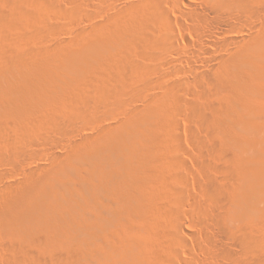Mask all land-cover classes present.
Returning a JSON list of instances; mask_svg holds the SVG:
<instances>
[{
	"label": "rangeland",
	"instance_id": "1",
	"mask_svg": "<svg viewBox=\"0 0 264 264\" xmlns=\"http://www.w3.org/2000/svg\"><path fill=\"white\" fill-rule=\"evenodd\" d=\"M4 1L8 3L5 5L10 10L13 0ZM50 1L51 0H38V6L40 7V10H42L41 12H43V17L41 15L39 17L38 14L37 18L36 12L32 15V20H30L33 24L29 23L30 25L28 24V27H23V25H21L22 27L19 26L21 27V30L18 27L16 30L11 32L12 34H10L13 37L18 36L19 38H22H20V48L22 51L26 52L27 66L22 71L23 78L20 77V79H23L21 81L23 85L26 82L25 86L22 85V89L20 88V90H16L17 93L10 92L11 94H9V92H5L2 89L3 87L0 85V104L2 103L6 105L7 102L12 100L10 103H8L9 105L11 102H15L14 100H16V102L18 101L17 106L15 105L16 107L14 108L16 109L14 111L15 113H13L11 110V114L7 112L9 113V115L7 114L8 117L6 116L1 118L0 125L5 131L7 129L9 132H7V134L10 135V137L8 136V140H4L9 142L13 139L11 136H13V133L16 132L15 124H13L15 123V119L17 118L21 121L26 115V106L21 98H25V100L34 99L36 102H42L43 100L48 101L50 98L49 101H51V98H53L55 95L64 94L65 96L66 94L67 96V92L69 91L75 94L81 91L80 94H84V98L88 100L82 99L84 101H78L77 104L79 105L74 103L67 104L63 109L62 113L64 114L65 112L64 115L73 118V123H76H68L66 124L67 126L64 125L65 132L61 134L62 136L58 134L52 135L51 137L58 136L56 138L54 137L55 139L54 141L52 140L53 142H45L43 139H38L42 136L40 133V137L37 138L38 140H34L36 142L32 141L34 142L33 144L29 143V147L27 144H25V146H27V148H24L25 151L27 149L25 155L26 158H22L23 160L20 159V162L18 163L13 162V164L10 161L7 162L10 160L9 154V156L6 155V158H3L4 161H0L1 163L4 162L0 164V215L4 212V214L0 216V219L2 220H0V264H27L25 259L22 257V250H24L23 248L25 246L27 253L31 251L33 254L35 251L34 254L37 253L40 255L42 253L44 257L48 255L45 252H48L50 249L61 250L70 257L69 262L71 263L68 262V264H80V259L85 257L84 255H86V257L83 264H105L102 254L100 255L101 250L105 249L106 247L108 248L115 241H118L117 243H119L114 244L118 246L116 251H119H115V254L116 257L119 254L117 259L120 263L148 264L149 258L144 252V235L149 230H151V227H154L155 206L161 203V198L159 194L160 185L158 186L157 183L159 181L154 180H158V178L155 177L157 170L154 168L156 166L154 167L152 163H149V165L145 164L144 159L151 157L153 154L152 150L154 147L151 149L152 146H154V140L152 138L153 132L164 131L167 128L166 125H168L167 121L169 117L174 115L175 118L178 116L176 119L178 122V127H175L177 131H174L177 132V135H179L177 138H179L177 139L175 137L176 140L174 138L172 142L178 145H175V147H179V151H176L177 153H175V155H178V160H180L178 163L180 164L177 168L174 165V168L176 169L174 170L175 175H177L179 178L176 177V179L171 181L173 182V185L175 184L174 187L177 190L173 191L174 193H177V198L180 197V199H177L179 201H176V203H172L175 208L174 211H179L178 213L182 224L181 227L184 232L178 230V234L177 229L175 232V227H170L172 231L174 229V235H177V237L180 239L179 243H174L176 248L174 250H176L175 253L178 258L176 257L177 260H174L175 262L172 261L171 264H224V262L225 264H232V262H228L223 258V256H221L222 254L220 251L224 249V246L227 248L231 247L232 249L230 248V250L232 251L236 249L234 251L235 255L237 256L238 254V258L240 259H246L247 256H245L243 251H240V247L234 245L232 246V242L230 240L216 237L214 231L215 229H213L214 226L212 225V227L210 226L211 223H208V220L210 219L209 214L214 211L216 212V210L211 209L208 203V196L204 190V184L207 180L208 174H206L207 176L205 175V171L201 170V166H203L205 160H209V164H213L212 161L214 160L209 159V157L207 159L205 156L204 158L201 156V158L205 160L200 161L201 158L198 159V157H200L198 154L200 153L195 150V140L189 130L191 123L188 119L190 112H188L189 106H187V104L189 105V101L193 102L195 98V102L201 100L199 103H203L204 99L206 100V98H204L205 95L203 92L207 86H205V83L201 80L203 79L202 75L208 70L209 65L215 63L217 55L220 54L219 51H221V53L224 52L221 50L223 48L220 49V46L225 38L231 37L239 39L240 37H244V34L247 31L253 32V19L238 17L236 20V30H230L227 22L232 20V16L223 13L215 14L211 12L208 9L209 0H185V3H188L191 6L179 2L178 0H156V2H154L155 0H142V2L141 0ZM148 1H151V4L153 2V5H151ZM2 2L3 0H0V4H2ZM46 3L49 7L46 5ZM154 4H156L160 9ZM146 5L149 9L146 7ZM150 5L154 8H152ZM46 7L49 9H45ZM55 7L57 9L56 12ZM151 8H156L157 10H153L152 12ZM142 9L147 12L149 11L150 14L153 13V15H151V20L146 26L147 32H149V34L146 33L147 36L149 38L155 37V40H159L156 42H160V40H162L160 37L164 38V36H166L163 39L164 41L162 40L161 43H159L160 45H157L158 43L156 44L154 40L152 41V44H155L158 48L151 44L152 47H149V45L147 46V49L146 47H142L139 43H133L134 45L126 43L125 41H122L124 39L115 41L111 45V51L114 55V61L117 67L115 66L111 72L109 70V73L107 71L108 74L106 75L105 73L100 75H91V61L101 50L105 49L106 47L103 31H105V29L114 31V29L117 27H125L129 19ZM64 12L67 14L65 13V15ZM122 16L123 18H120ZM155 16L157 17L156 19L154 18ZM39 18L40 20L46 19V21H42L43 23L45 22V26H48L47 28H41L42 21L39 23ZM22 29L25 32H23ZM150 33H153V36ZM168 37H170V39L166 43ZM153 38L150 40H153ZM174 39L177 41H173ZM10 44L13 48L12 43L9 42V45ZM139 45L142 50L138 49L140 48ZM11 46L9 47L11 48ZM129 46L130 49L133 46V49H135L134 52L132 49V51H129ZM153 46L155 48H153ZM161 46L163 48L165 46L167 51H162L161 53V50H158L161 49ZM255 47L256 50L259 51H257L259 54L264 55V40L257 43ZM12 48L10 51L7 49V53L3 52L4 54H0V70L3 69L4 66L13 59V56L16 55V51H13ZM42 48H44V50ZM143 48L145 50L150 48L149 51L151 53L149 52V54L148 51L145 52ZM36 49L37 51L41 49L40 53L43 55L40 54L39 51L36 52ZM163 50H165V48ZM125 51L126 53H124ZM135 51L137 53L139 51L138 54L140 55L138 56ZM141 52L144 54V57L142 56L143 59L141 58ZM159 52L161 54L166 52L165 55L163 54L164 58L158 54ZM128 53L129 56H125V54L128 55ZM34 54L36 55L34 58H36L32 59ZM134 54L136 57H139L137 58L139 62L141 60V62H146L145 68L147 66V71H143L139 75L138 71H136L137 74L134 75V68H130L133 67L135 63H137L134 60L136 59ZM122 55L124 57H122ZM145 55H147L148 58ZM149 55H152L153 57ZM3 56L5 57L3 58ZM130 56H132V58ZM127 57H130L133 60L129 59L131 60L129 61ZM121 58H125V61ZM117 59L118 62L116 61ZM158 59L160 60L159 63H157ZM161 59H164V61ZM119 61L122 65H120ZM128 62L131 63L127 64ZM141 62L138 64L140 66H142L141 64L144 65V63ZM117 68L120 69V71L118 70L120 74L116 72ZM130 69L131 71L134 70L132 71L134 72V78L133 76L131 77L132 72H130ZM115 74H117L116 76L119 79H115ZM105 76H107V78L109 77L112 87L113 85H117L116 83H118V81L121 83L116 87H113L115 91L118 89L121 90H118V94L117 92L115 93L116 95L111 94L112 96L109 98L114 99H110L111 107H109L110 110L107 109V107V111L106 109L99 107V104L95 102L96 100L94 96V92L97 91L96 85L102 82V78ZM111 76L113 78H110ZM138 77L141 79L139 80ZM196 77L200 78L197 79ZM95 78L97 81H95ZM114 79L115 81L112 82ZM98 80H100V82ZM122 82H127L124 87H122L124 84H122ZM91 84L92 86H90ZM186 101H188V103H185ZM86 103L89 104L87 105ZM184 103L186 104L185 106H183ZM72 105L77 106L74 107ZM174 110L176 112H181L176 113ZM201 128L202 129H198L200 132H203L205 127ZM5 138L7 139V135ZM28 142L30 141H27V143ZM128 144L129 147H127ZM32 147L34 148L32 149ZM8 148L9 150L6 154L10 153V147ZM119 148H124V151L127 150L133 156L130 172L125 173L122 171L123 174L119 179H117L115 176L106 177L108 180L105 179V176H102L99 179L103 184H107V181L111 184L114 183V185L119 184V186L115 185L120 188V190L118 189V192L116 193H119V196L116 195V197L106 194L96 197L88 190L72 194L69 196V204L67 207L68 211L66 214L67 216L65 215L66 222L57 223L50 232H44L41 235L37 233L35 227L36 225H34L35 223H31L27 227L23 228V226L19 225L18 222L12 220L10 217L12 216V213L17 210L19 203L22 200H26L33 195L39 194V190L41 188L40 180L47 174L51 177V182L54 183L56 187L60 185L61 181L70 178H74L73 182H71L73 184L71 185L77 184L75 187H78L79 181L77 178H75L77 172L80 174L85 173L86 169L90 165L102 160L108 155L114 154L115 150H118ZM55 155L57 156L56 159ZM76 155H78V158L75 159L74 164L71 165V158L76 157ZM156 155L158 158L162 157V152L157 150L154 156ZM53 156L54 159H50L51 157L53 158ZM5 159H7V161ZM39 160L41 161L39 162ZM178 163L176 165H178ZM46 167L48 168L46 169ZM160 170L161 168H159V172ZM165 171L161 173L163 174ZM154 172L155 175H153ZM159 172L157 173L160 174ZM176 172L179 175L176 174ZM128 193L133 195L135 198V201L133 202L134 206L130 205L127 201L126 195ZM96 215L103 218L104 223L103 226H100L96 229L95 235L90 238L88 234L86 236V229L88 232V229L91 226L88 225L90 223V219H94ZM8 218H11L9 220L10 222H8ZM204 223H208L210 225L207 224L208 226H206ZM85 225H87V228ZM128 226H133V231H127ZM120 234H124L122 238L123 242L121 243V249H123V251L120 250L119 246ZM133 237L136 238L135 242L132 240ZM36 239L38 241H36ZM40 239L42 242L39 241ZM14 245L15 247H13ZM19 251L21 252L20 254ZM47 257L50 259L49 256ZM49 259L47 262L50 261Z\"/></svg>",
	"mask_w": 264,
	"mask_h": 264
},
{
	"label": "bare ground",
	"instance_id": "2",
	"mask_svg": "<svg viewBox=\"0 0 264 264\" xmlns=\"http://www.w3.org/2000/svg\"><path fill=\"white\" fill-rule=\"evenodd\" d=\"M51 1H53V0H51ZM178 1L185 3V0H178ZM141 2H142V0H141ZM148 2L151 4V1H148ZM154 2H156V0ZM6 3L7 2H5L3 0L2 4H0V54H4L3 52H6V51L8 52L7 49H9V51L11 50L12 46H11V44L9 45V42H10L13 45L12 50L16 51L15 52L16 55L14 53L15 56H13V59L10 60L4 66L3 69L0 70V85H1V87H3L2 89L5 92H9V94H11L12 92L17 93L16 90H20V88L22 89V87H21L23 85L21 82L23 80L22 79L23 78L22 71L27 66V59H26V52L22 51V49L20 48L22 38L20 37L21 38L20 39L18 36L13 37L10 34H12L11 32L16 30L21 25H23V27H28L29 23L33 24L30 21V20H32L31 19L32 15L37 12L36 16L39 14L38 16L40 17V15L42 16L43 12H41L42 10H40V7L38 6L39 5L38 0H13L11 3V6H10V8H11L10 10L6 6L8 3L7 4ZM47 3H46V5H47ZM49 4H51V3H49ZM185 4L188 6H191L188 3H185ZM151 5H153V2ZM154 5H156V4H154ZM8 7H9V5H8ZM146 7H147V5H146ZM135 8H137V7H135ZM135 8H134V10H135ZM152 8H154V7H152ZM152 8H151L152 12H153V10H157L156 8L155 9H152ZM45 9H49V8L46 7ZM59 9H60V7H59ZM208 9L215 14L223 13V14H228V15L232 16V20L227 22V25H228L230 30H236V28H237L236 20L238 19V17H244L246 19L247 18L253 19L254 25L252 27L253 32L247 31L244 34V37H240L239 39L227 37L222 41L220 49L223 48L221 50L224 52L221 53V51H219L220 54H218V55L216 54L217 57L215 55V57H216V59H215L216 61L214 60L215 63H213L212 65H209L208 70L205 71V73L203 72L204 73L203 75L201 74L203 77V79H201V80L205 83V86H207V88H208V89L205 88V91L203 92L205 95L204 98H206V100L204 99V102L202 101L203 103H199L201 100L200 101L198 100L197 102H195V100H196V98H195V100H193V102L189 101L190 102L189 105L187 104V106H189L188 112H190L188 115V119H189V122L191 123L190 126L189 125L188 126L190 127L189 130H190V132L193 135L194 140H195V145H194L196 147L195 150H197V152L200 153V154L197 153L200 156V157H198V159H200L201 156H203V158L205 156V157H207V159L209 157V159H213L215 161V164H214V161H212L213 164H209V160H205L203 158H201V160H200V161L205 160V162L206 161L208 162V164H207V162H206V164L204 162L205 165L202 163L203 166H201L202 167L201 170L205 171V175L208 174L207 180L204 184V190L208 196V201H209L208 203H209L211 209L216 210V212L214 211V212H211V214H209L210 219L208 220V223H211V225L208 223L207 224L210 226H212V225L214 226L213 229H215L214 231H215L216 237H218L220 239L223 238V239L230 240L232 242L231 243L232 246L234 245V246L240 247L242 249V250L240 249V251H243L245 256L249 257V258L246 257V259L244 258V260H243V258L240 259V258H238V254H237V256L235 255L234 251L236 249L234 250V248H236V247H234L233 248L234 251H232V250H230L231 247L227 248L224 246L223 247L224 249H222L220 251V253L222 255L220 253L219 254L221 256H223V258L226 259L228 262H232V264H262V263H264V55L259 54L258 53L259 51L256 50L255 46L257 43L264 40V0H209ZM56 10L57 9L55 7V12H56ZM62 12H63V10H62ZM67 12H68V10H67ZM154 12H158V11H154ZM65 13L66 12H64V14ZM125 13H127V12H125ZM149 14H150L149 11L147 12L143 9L139 10L136 13V15L132 16L129 19V21L125 25V27H122V28L117 27L114 29V31L107 30V29H105V31H103V36L105 38L106 47H105V49L101 50L94 57V59L91 61V63H90L91 75H100V74H104V73L106 75L109 73V70L111 72V70L113 68H115L116 63L114 61V55L111 51V45L115 41H119L121 39H124L122 41H125L126 43H129V44H133V43L138 44L139 43V44H141L142 47H146V49L148 48L147 46H149V45H150L149 47H152L151 44H152V41L155 40L154 39L155 37L154 38L151 37V38H153V40H150L151 38H149L146 34V33L149 34V32H147L146 26H147V23L151 20V18H152L151 15H153V13L150 15ZM155 14H157V13H155ZM162 14H163V12H162ZM65 15H63V16H65ZM73 15H75V14H73ZM132 15H133V13H132ZM38 16H37V18H38ZM55 16H56V14H55ZM156 16L154 17L155 19L157 18ZM47 18H48V15H47ZM120 18H123V16ZM42 20L46 21V19H42ZM42 20H40V18H39V23ZM160 20H161V18H160ZM165 21H166V19H165ZM36 23H38V22H36ZM41 23H42L41 24L42 29H45L44 27H46V28L48 27V26H45V22L43 23V21H42ZM151 23H152V21H151ZM115 25H117V24H115ZM21 27H19L20 30H21ZM158 27H159V25H158ZM111 29H112V27H111ZM22 31H23V29H22ZM23 32H25V31H23ZM45 33H46V31H45ZM25 34H27V33H25ZM150 34H152V36H153V33H150ZM34 37H36V36H34ZM165 37L166 36H164V38ZM23 38H24V36H23ZM160 38H162V40L164 39L163 37H160ZM169 39H170V37H168L166 43L169 41ZM28 40H26V41H28ZM162 40H160V42H156V41H159L156 39L155 42H156V44L158 43L157 45H160L159 43H161ZM173 41L176 42L177 40L174 39ZM152 45H155V44H152ZM9 46H11V48ZM32 46H34V45H32ZM162 46L160 47L161 49H158V50H161V53H162V51H167L166 47H165L166 45L164 46L165 50H163L164 48ZM39 47H40V45H39ZM136 47H137V45H136ZM139 47H140V45H139ZM153 48H155V47L153 46ZM153 48H151V49H153ZM156 48H158V47L156 46ZM34 49H35V47H34ZM42 49L44 50V48H42ZM126 49H128V48H126ZM131 49L134 52L135 49H133V46ZM131 49L129 46V51ZM138 49L142 50L141 47ZM149 49L145 50L143 48V50H145V52L148 51V53L150 52ZM40 50H38L39 53H40ZM38 51L36 49V52H38ZM126 51L124 53H126ZM28 52H30V51H28ZM10 53H13V52H10ZM135 53H137V52L135 51ZM138 53H139V51H138ZM152 53H153V50H152ZM161 53L159 52L158 54L163 57L166 52L163 53L164 55ZM36 54H38V53H36ZM40 54H42V53H40ZM141 54H142V52H141ZM158 54H156V55H158ZM139 55L140 54H138V56ZM143 55L144 54L141 55L142 59L144 57ZM152 55H149V56H152ZM5 56H7V55H5ZM5 56H3V58ZM29 56H30V54H29ZM34 56H36V55L34 54L33 57L31 56L32 59L34 58ZM125 56H129V53H128V55L125 54ZM134 56H135V54H134ZM138 56L137 57L135 56V58L136 59L139 58ZM145 56L147 57V55H145ZM118 57H120V56H118ZM122 57H124V56L122 55ZM130 57L132 58V56H130ZM130 57L129 58L127 57V59L128 60L131 59ZM146 57H145V59H146ZM27 58H29V57H27ZM158 58H159V56H158ZM121 59H123V58H121ZM136 59H134V60L137 63L133 62V63H135L133 65V67H130V65H132V64H130L129 67L131 69L134 68V70H135L134 75L137 74L136 71L139 72L138 73V75H139L143 71H147L146 70L147 66L145 68L146 62L145 63L141 62L142 61L141 60L140 62L144 63V65L141 64L144 67L143 68L142 66H140L138 64V63H140L139 60L137 59L138 60L137 61ZM123 60H122V62H123ZM131 60H133V59H131ZM131 60H129V61H131ZM116 61L118 62V59ZM156 61H157V59H156ZM159 61L160 60L158 59L157 63H159ZM162 61H164V59ZM129 63H131V62H128L127 64H129ZM118 65H119V63H118ZM120 65H122L121 62H120ZM123 69H124V67H123ZM131 69H130V72L134 71V70L131 71ZM118 70L120 71V69L117 68L116 72H118ZM107 71H108V73H107ZM133 73L134 72L131 73L132 74L131 77L133 76V78H134ZM112 74H114V73H112ZM117 74L114 75L115 79H119L116 76ZM146 76H148V75H146ZM20 77H22V78L20 79ZM97 77H99V76H97ZM200 77H196V78L198 79ZM110 78H113V77L111 76ZM98 79H100V78H98ZM102 79H103V81L100 82V80H98L100 83L96 85L97 91L94 92L95 93L94 96H95L96 101L95 100L94 101L96 103H98L99 107H102V109L103 108L106 109L107 107H108L107 109H109V107H111L110 101L112 99H114V98L111 99L109 97L112 96L111 94L114 95L118 90H121V89H118L115 91L113 89V87H116L118 84H121V83L117 80L118 83H116L117 81L115 82L117 85H113V87H112L111 86L112 83L110 84L109 77L107 78V76H105ZM115 79L112 80V82L115 81ZM140 79L141 78H139V80ZM95 81H97V79ZM137 82H138V80H137ZM25 83L23 86H25ZM123 83L124 82H122V84ZM126 83L127 82H125L122 85V87H124V85ZM129 85H130V83H129ZM196 85H197V83H196ZM90 86H92V84ZM93 86H95V85H93ZM181 86H183V85H181ZM23 88H25V87H23ZM84 89H85V87H84ZM115 89H117V88H115ZM178 89H179V87H178ZM76 90H77V88H76ZM176 90H177V88H176ZM78 91H80V90H78ZM86 91H87V88H86ZM80 92L75 94V93L69 91V92H67V94H68L67 96L65 94L66 97L64 96V94H58V95H55L53 98H51V101H49L50 100V98H49L48 101L43 100L42 102H36V101H34V99L25 100V98H21V100L23 101V103L26 106V109H25L26 115L24 116V118L21 121L16 118L18 120V122H17V120L15 119V123H13V124H15L16 132L13 131L14 137L11 136V138H13L11 141H9V142L5 141V140H8V136L10 137V135L7 134V132H8L7 129L5 131L2 128V126L0 125V161H2V160L4 161L3 158L4 157L6 158V155L9 156V154H10V156H9L10 160H8V161H7V159H5V160L7 162L10 161L12 163L13 162L18 163V162H20V159L26 158L25 155H26L27 149L25 151L24 148H27V146H25V144H27L29 147L30 144H33L34 142H36L34 140L37 139L38 137H40V135H39L40 133L42 136L40 138H38L39 140L43 139V141H45V142L46 141L50 142L52 140L54 141V139L58 135H61L62 133L65 132L64 127L67 126L66 124H68V123L69 124H75L76 122L73 123L74 122L73 118L65 116L64 115L65 112H64V114L62 112H63V109L66 107L67 104H71V103L77 104L78 101H80L82 99H86V98H84V94H80ZM174 92H175V90H174ZM117 94H118V92H117ZM191 98H189V99H191ZM12 99H13V97H12ZM200 99H202V98H200ZM86 100H88V99H86ZM10 101H12V100H10ZM10 101L7 102L6 105L2 104V103L0 104V123H1L2 117H6L7 114L9 115V113L12 111H13V113H15L14 111L16 109H14V108L17 106L18 101L16 102V100H14L16 102V104H15V102H13V103L11 102V104L8 105V103H10ZM82 101H84V100H82ZM83 103H85V102H83ZM185 103H188V101H186ZM185 103L183 106L186 105ZM77 105H79V104H77ZM77 105H75V106H77ZM72 106H74V105H72ZM120 107H121V105H120ZM112 108H114V107H112ZM107 109H106V111H107ZM7 112H9V113H7ZM178 112H176V113H178ZM96 113H98V112H96ZM126 114H128V113H126ZM91 116H93V115H91ZM174 116L169 117V119L167 121L168 125H166L167 128L164 131H161V132L154 131L153 132L152 138L154 140V142H153L154 146H152V148H151V149H153V147H154V149L152 150L153 154L151 157L144 159L145 164L149 165V163H152L154 165V167L156 166L154 169H156L157 172H159V168H161V170L159 172L160 174H158L156 172L157 176L155 175V172L153 173V175H155V177L158 178V180L157 179H154V180L159 181L157 183H158V186L160 185L159 194H160V198H161V203H159L155 206L154 227H151V230H149L144 235V252L146 253V255L149 258L148 264H171L172 261L175 262L174 260H177L176 259L177 255L175 253L176 250H174V249H176L174 243H179L180 239L177 237V235L176 236L174 235L175 234L174 229L172 231V229H170V227L171 228L175 227V232H176V229H177V232H178V230L183 231V229L181 227L182 224H181L180 216L178 213L179 211L178 210L174 211L175 208L173 206V203L174 202L176 203V201H179L177 199H180V197L177 198V195H176L177 193L176 192L174 193V191L176 190L174 187L175 184L173 185L172 184L173 182L171 181V180L176 179V177H178L177 175H175L174 170H176V169L174 168V165L177 168L180 164V163H178L180 161V160H178L179 159L177 157L178 155L177 156L175 155V153H177L179 151V147H175V145H177V144L172 142L175 137L177 138V136H179V135H177V132H176L177 130L175 128V127H178V122L176 121L178 116L176 118ZM74 118H75V116H74ZM91 118H95V117H91ZM128 125H129V123H128ZM201 127H205L206 130L203 129L204 130L203 132L205 134L202 131H201L202 132V134H201V132L199 130V129H202ZM174 130H176V131H174ZM123 131H124V129H123ZM205 131H207V132H205ZM43 132H45V133H43ZM102 133H104V132H102ZM56 134H58V135L51 137L52 135H56ZM6 135H7V139L5 138ZM98 136H99V134H98ZM176 138H175V140H176ZM88 140H89V138H88ZM194 140H192V141H194ZM27 141H30V142L27 143ZM32 141H34V142H32ZM57 142H59V141H57ZM38 143H39V141H38ZM8 147H10V153L6 154L7 151L9 150ZM127 147H129V144L127 145ZM33 148L34 147H32V149ZM28 150H29V148H28ZM138 150H139V148H138ZM157 150L162 152V155H161L162 157L158 158L157 155L154 156V154ZM74 151H75V149H74ZM8 156H7V158H8ZM56 158H57V156L55 157V159ZM77 158H78V155H76V157H74V158H71L72 159L71 165L74 164V161ZM132 158H133L132 154L130 152H128L127 150L124 151V148L123 149L119 148L118 150H115L114 154L108 155L107 157L103 158L102 160L95 162L92 165H90L86 169L85 173L80 174L76 171L77 174H76L75 178H77V180L79 181L78 187H75L77 184L71 185V184H73L71 182H73L74 178H70V179L61 181L60 185L56 187L55 184L51 182V177L47 174L45 177H43L40 180L41 188L39 190V194L33 195L32 197H30L26 200H22L19 203L17 210H15L12 213V216H10V217L12 218V220L18 222L19 225L23 226V228L27 227L31 223H33V224L35 223L34 225H36L35 226L36 231L40 235L44 232H50L51 229L57 223L66 222L65 215L67 214V211H68L67 207L69 204V196L70 195L75 194V193H80L81 191H84V190L85 191L88 190L91 193H93L96 197H99L100 195H106V194L111 195V196H116V195L119 196L118 195L119 193L116 194L118 192L117 190L118 189L120 190V188L118 187L119 184H115V185H118V186H115L114 183L111 184L108 181H107V184H103L99 179L102 176H105V179H106V177H112V176H115L117 179H119L120 176H122V174H123L122 171L125 173H129L130 167L132 165ZM41 159H44V158H41ZM50 159H54V156H53V158L51 157ZM40 161L41 160H39V162ZM53 161H55V160H53ZM53 161H52V164H53ZM2 163H4V162H2ZM2 163L0 162V164H2ZM177 163H178V165H176ZM47 166H49V165H47ZM47 168L48 167H46V169ZM164 171L166 174L161 173ZM79 172H81V171H79ZM176 174H178V173L176 172ZM106 180H108V179H106ZM175 182H176V180H175ZM160 190H161V193H160ZM173 194H175L176 196ZM126 198H127V201L129 202V204L134 206V204H133V202L135 201L134 196L131 195L130 193H128L126 195ZM175 206H176V204H175ZM207 209H208V207H207ZM207 209H205V210H207ZM3 214H4V212L1 215H3ZM11 218H8V222H10L9 220ZM103 223H104V219L98 215H96L94 219H90V223L88 225L89 226L91 225V226L89 227L88 232L86 229V236L88 234L90 236V238H92L95 235L96 229L100 226H103ZM207 224H205V225L208 226ZM85 226L87 228V225H85ZM127 229H128L127 231H129V230L133 231V226H128ZM136 232H139V231H136ZM124 234H125V232H124ZM124 234H120V245L119 246H120V250H122V251H123V249H121V245H122L121 243L123 242L122 238H123ZM178 234H179V232H178ZM132 240L135 242L136 238L133 237ZM36 241H38V240L36 239ZM39 241H41V239ZM117 242L115 241L114 243H117ZM5 243H7V242H5ZM114 243H112V245H110L108 248L106 247L105 249L101 250L100 255L102 254L105 264H123L124 263V262L120 263L119 260L117 259L119 254L116 257L115 251L117 250L118 246ZM117 244H119V243H117ZM231 245H229V246H231ZM8 246H9V244H8ZM5 247H6V245H5ZM13 247H15V245ZM25 247L23 248L24 250H22V257H23V259H25V262L27 264H68V262L70 261L69 260L70 257L67 256L61 250L50 249V250H48V252H45L48 254L47 256L50 257V259H49L47 256H45L46 257L45 258L42 253H41L42 255L41 254L39 255L37 253L34 254L35 251L33 254L31 253V251L27 253L26 252L27 250H25L26 249ZM88 251H89V249H88ZM118 251H116V252H118ZM20 253L21 252L19 251V254ZM73 254H74V252H73ZM76 255H77V253H76ZM74 256H75V254H74ZM84 256L86 257V255H84ZM85 257H82L80 259L81 260L80 264H83L85 262ZM47 258L50 260V261H48L49 263L47 262V260H48ZM73 261H74V259H73ZM86 261H87V259H86ZM69 263H71V262H69ZM224 264H225V262H224Z\"/></svg>",
	"mask_w": 264,
	"mask_h": 264
}]
</instances>
